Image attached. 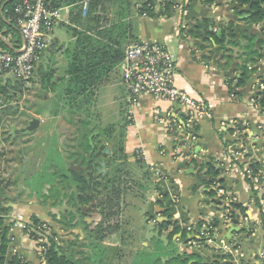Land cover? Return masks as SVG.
<instances>
[{"label": "crops", "instance_id": "obj_1", "mask_svg": "<svg viewBox=\"0 0 264 264\" xmlns=\"http://www.w3.org/2000/svg\"><path fill=\"white\" fill-rule=\"evenodd\" d=\"M58 2L57 9L61 12V21L55 25L52 33L51 44L56 45L50 49V57L53 53L56 54V50H61L62 53L71 47L75 42L76 32L86 31L89 26V0ZM130 2L126 9L117 3L98 6L96 15L103 18L100 29L109 26L114 14L126 10L128 15L125 20L130 24L132 43H164L169 49V45L176 41V50H169L177 61V86L201 98L207 107V112L199 118L196 128L198 142L193 148L188 142L177 140L175 134L169 133L164 124L155 120L154 111L157 108L162 115L178 117L179 109L176 106L168 102H156L151 97H142L137 105L131 106L122 78L123 61L94 89L96 94L104 86L116 85L120 89L114 101L117 102L121 122L114 125L123 126L129 122L125 127L124 137V150L129 157L127 163L131 162L138 167L143 173L142 179L146 180L156 193L153 197L155 203L149 202L155 215L150 219L147 218L149 214H145L147 222L153 224L157 233V236L152 238H159V223L167 221L163 216L164 210L160 207L164 195H168L172 201L177 197L173 222H177L180 227V232L174 237L177 255L182 258L180 261L186 264H256L264 232V191L255 190L252 179L247 174L248 168L254 167L253 164L246 165L231 160L229 151L236 144L238 124H248L249 136L258 137V143L263 141L264 111L256 108L253 99L258 82H264V58L257 60L253 65L257 71L251 75L247 85L237 88L234 84L231 92L228 80L239 75L238 68L244 62L242 51L234 47L230 48L228 53L217 52L216 47L209 45L206 49H199V41L187 35L181 38L180 31L183 28L186 31L192 30L197 22L207 20L215 26L219 36V31L222 33L223 28L232 23L240 32L246 31L256 35L258 41L263 42L260 53L264 55V22L255 26L247 25L243 22L247 16L237 15L231 0H219L213 4H206L204 0H192L186 12L182 13L179 7L169 16L156 18L140 16L139 1ZM115 19L119 18L115 16ZM57 30L65 31L69 36L62 45L56 36ZM0 38L12 49H17L12 43V36L3 37L0 33ZM63 46L66 47L61 49ZM10 79L18 81L7 75L0 79V86L8 89ZM8 118L10 116L6 117L4 122ZM262 155L260 152L258 156L263 160ZM209 161L215 163L219 177L208 186L212 179L207 175ZM257 166L263 167L262 164ZM142 182L137 186L144 188V193L149 192V187L143 186ZM212 191L215 194L211 195ZM142 197L144 198V194ZM226 201L243 207L245 213L232 209L230 204V212L235 214V218H232V214L227 216L224 205ZM8 206L12 208L8 217L14 223L9 234L12 240L10 256L18 255L28 264H47L39 253L37 242L31 239L24 229L30 224L32 216H37L43 223L49 222L42 214L37 213L32 203L23 208L24 205L20 201L14 200ZM99 216L101 221V214ZM118 218L119 215L111 222L118 228L108 234L103 242V264H124L120 261L123 257L122 246L105 245L107 238L120 232L121 224L117 221ZM209 227L217 233V239L213 244L200 242V232ZM171 231L173 226L163 231L161 237L167 238ZM148 242L146 239L141 243V249L131 250L127 256H132L125 264H132L141 251L154 250Z\"/></svg>", "mask_w": 264, "mask_h": 264}, {"label": "trees", "instance_id": "obj_2", "mask_svg": "<svg viewBox=\"0 0 264 264\" xmlns=\"http://www.w3.org/2000/svg\"><path fill=\"white\" fill-rule=\"evenodd\" d=\"M90 9L88 13L89 26L86 31H77L76 39L73 45L64 51L63 55L66 59V68L64 74L59 78L55 75V70L50 68L45 70L43 66V59L45 54L50 53V49H53L56 45L52 43L44 52L39 56V60L36 63L35 77L40 82L41 89L44 91H52L55 93L57 105L54 112V116H57L61 110V107H73L79 99L94 94V89L101 83H103L109 74L118 67L124 60L125 47L132 43L130 39L131 29L127 20V13L124 10L123 13L114 14V17L110 21L108 27L100 29L101 22L103 21L100 16L96 15V9L98 6L106 3H117L126 9L130 6L131 0H89ZM138 14L140 16L148 18L166 17L175 12L179 7L182 13L186 12L191 4L192 0H138ZM219 0H204L206 4H213ZM24 0H0V33L3 37L12 36L13 45L18 48L22 44V37L18 28V20L21 15L17 13V8L23 4ZM51 8H58V0H50ZM232 5L235 6V12L239 16H247L243 20L249 26L259 25L264 22V0H231ZM182 4V5H181ZM115 16L119 19H115ZM108 22V21H106ZM213 26L209 21L202 20L197 22L192 30L186 31L185 28L181 29L180 37L185 38V35L199 41V49H206V46L216 47L215 51L228 53L230 48H239L242 51V57L244 62L239 66V75L235 78L228 80V85L233 91V85L237 88H244L250 80L257 68L253 67L257 60L264 58L262 51L263 42L258 41L256 35L249 32H240L237 30L234 24H229L227 28H223L222 33L218 36ZM133 41V40H132ZM128 43V45H127ZM130 43V44H129ZM0 50L7 51L12 54L16 53V50L11 49L6 42L0 38ZM61 51V50H60ZM212 53V52H211ZM34 77V78H35ZM34 79H32V82ZM20 82V81H18ZM22 83V82H20ZM24 86V84L22 83ZM261 105H264V93L263 97L259 100ZM17 111L9 106V95L7 87L0 86V130L4 124L6 117H16ZM87 123H85L86 125ZM129 124L126 122L123 126L111 125L107 127L103 133H109L110 139H112L118 129H120V141L118 142L119 152L121 154L122 163H127L129 157L125 154L124 150V137L125 127ZM97 136V135H96ZM117 141V138L114 137ZM80 148L85 153L82 157L83 161H87L86 158L94 159L95 152L92 148L91 138H87L86 135L81 137ZM94 156V157H93ZM74 159L75 157H70ZM111 158L103 161L104 167H111L113 160ZM110 161V162H109ZM88 174L83 172L73 171L68 169V172H62L58 170L60 174V183H67L70 188L69 196L70 200L74 203L75 207L80 211V206L86 207V205L95 204L100 210L102 220L95 228L87 227V240L89 244L82 246V248H88L91 252L82 251L79 248L77 241H58L57 235L52 233L48 224L41 222L37 216L31 217L30 224L26 225L24 232L28 234L31 239L36 242L40 236L37 232L44 233L49 230L50 236L48 237L47 244H39L44 247V257L47 264H103L105 249L103 242L106 236L112 233L116 227L111 222L117 218L120 214L123 195L126 193L125 185L123 184V170H116L113 175L106 172L102 176V181L97 182L92 177V164L87 163ZM100 165V164H99ZM58 166V164H57ZM101 167V166H100ZM59 168V167H58ZM57 172L52 174H44L40 179V187L37 191L46 187V192L42 195L46 200H59L61 199V187L54 182L57 177ZM207 175L212 179L208 182V186L212 185L219 177V172L213 161H209L207 164ZM100 178V177H99ZM0 181V264H28L23 258L18 255L10 256V244L12 240L9 234L14 226V223L7 224V219L11 213L12 208L4 202L3 197L5 195V189L9 186V183L5 186ZM59 183V182H58ZM221 183V181H217ZM33 188V184H30ZM215 194L213 191L211 195ZM163 202L160 203V207L164 210L163 216L167 218V221L159 223V238H154L153 248L159 249L162 245L161 235L163 231H167L169 226H173V231L167 235V242L169 245L174 244V237L180 232V227L177 222H173V212L176 202H173L168 195H164ZM231 208L234 210L245 213V209L241 206L231 204ZM232 218H235V214L232 213ZM83 217V215H82ZM87 226V223H85ZM86 250V249H85ZM174 250L172 251V253ZM181 260V256L174 255L170 259L166 260L159 253L154 251L144 250L139 252L132 264H170L174 260Z\"/></svg>", "mask_w": 264, "mask_h": 264}, {"label": "rangeland", "instance_id": "obj_3", "mask_svg": "<svg viewBox=\"0 0 264 264\" xmlns=\"http://www.w3.org/2000/svg\"><path fill=\"white\" fill-rule=\"evenodd\" d=\"M56 36L61 45L69 38L65 31L59 30L56 31ZM176 44V41L170 44L169 49L176 50ZM64 47L66 46L61 49ZM55 53L51 57L50 53L45 54L43 66L45 70L50 68L55 70V75L59 78L64 74L66 59L59 50H56ZM34 77L32 78L34 81H30L29 87L25 84L23 86L22 83L13 79L8 82L9 106L18 113L16 117L8 118L0 130V181L3 182V186L9 183L5 189L3 200L6 204L14 200L20 201L24 205L23 208L32 203L37 213L42 214L49 222L48 226L51 232L57 235L58 241H77L79 247L81 246L80 250L89 252L88 248H82L84 244H89L86 229L87 227L93 229L98 225L100 210L95 207V204H91L86 205L88 208L80 206L83 214L80 213L70 200V188L67 183H60L61 173L58 170L61 169L65 173L68 172V169L75 171L83 161L81 156L85 154L79 144L81 137L86 135L87 138H92L97 135L96 137L100 141L95 143L96 148L98 149L100 142L105 144V148L110 152L108 158L112 157L113 164L107 168L100 167L98 162L103 157L100 153V155L95 154L97 156H93L94 159L86 158L87 161H83V165L91 162L92 177L97 182L102 181L101 175L106 172L113 175L117 169L124 170L121 174H123L122 180L126 193L123 195L121 211L117 219L121 224L120 232L107 238L105 245L122 246L123 259L121 258L120 261L125 264L132 256H127L128 253L131 250L141 249L143 241L147 239L150 246L154 244L152 237L157 233L153 224L147 222L145 214H149L147 218L155 215L153 209L150 208V203H155L153 197L156 193L152 186L142 179L143 173L136 165L131 162L122 163L118 146L120 129L114 135L117 141L113 139L114 137L110 139L108 132L103 133L107 127L121 122L118 105L114 101V97L119 94L120 89L116 85L104 86L98 90V94L94 93L92 96L79 99L73 107L64 109L61 107L59 114L54 116L57 105L55 93L42 90L38 78ZM33 118L42 123L36 131L26 134L15 132L18 129L26 128ZM85 123L87 124L85 125ZM108 158H105L104 161ZM73 161H75V169L71 168ZM54 172L58 173L54 182L60 184L59 186L63 189L62 196L56 201L46 200L42 196L46 192V187L44 186L40 192L37 189L40 187L41 176ZM99 174L101 175L98 176ZM140 182L143 186L149 187V192L144 193L145 189L137 186ZM30 184H33V188ZM10 219L8 217L7 224L13 223ZM161 240L160 248H155L152 251L159 253L166 260L178 254L175 243L169 245L166 237H161ZM170 264L186 263L177 259Z\"/></svg>", "mask_w": 264, "mask_h": 264}, {"label": "built area", "instance_id": "obj_4", "mask_svg": "<svg viewBox=\"0 0 264 264\" xmlns=\"http://www.w3.org/2000/svg\"><path fill=\"white\" fill-rule=\"evenodd\" d=\"M17 13L21 15L18 28L23 42L15 54L0 50V79L10 75L29 87L39 56L51 45L54 27L61 21V12L57 8H51L50 0H24L17 8ZM121 72L131 106L137 105L142 97L173 104L179 109L178 117L162 115L157 108L154 111L155 120L164 124L166 130L175 134L177 140L188 142L195 148L198 142L196 128L199 118L207 112V107L201 98L177 86V61L166 44L136 43L126 46ZM255 92L253 104L264 111V105L259 102L264 93L263 81L258 82ZM248 131V124L237 125V140L229 151V157L242 164H253L254 167H249L247 174L252 179L255 190L264 191V132L262 143H258L259 138H251ZM260 152L263 160L258 156ZM257 164H262L263 167L259 168ZM218 188L217 186L216 189ZM173 202H177V197L173 198ZM230 204L231 201L224 203L227 216L231 214ZM48 231L37 232L40 236L38 246L48 243ZM216 239L217 233L212 227L199 234L200 242L213 244ZM261 242L256 264H264V232ZM39 253L46 263L44 247L39 246Z\"/></svg>", "mask_w": 264, "mask_h": 264}, {"label": "flooded vegetation", "instance_id": "obj_5", "mask_svg": "<svg viewBox=\"0 0 264 264\" xmlns=\"http://www.w3.org/2000/svg\"><path fill=\"white\" fill-rule=\"evenodd\" d=\"M91 140H92V148H93V151L96 152V154H99V155L101 153L102 156H103L102 158H100V161L98 163L100 164L101 167H104L105 166V163L103 161H104L105 158H108L110 156V152L105 148V144H103L101 142H100V145L98 146V149L96 148V144L95 143L98 142V141H100V139L98 137L93 136L91 138ZM80 164H81V167L87 168V172H84L81 169L80 170H75V171H77V172H83V173L88 174L89 173L88 172V168H89L88 164L83 165L84 164L83 161H81Z\"/></svg>", "mask_w": 264, "mask_h": 264}, {"label": "water", "instance_id": "obj_6", "mask_svg": "<svg viewBox=\"0 0 264 264\" xmlns=\"http://www.w3.org/2000/svg\"><path fill=\"white\" fill-rule=\"evenodd\" d=\"M219 34H221V31H219ZM9 46V45H8ZM10 47V46H9ZM11 48V47H10ZM12 49V48H11ZM40 120L33 118L30 122L29 125L26 128L23 129H18L15 132L16 133H22V134H26V133H32L33 131H36L39 127H40ZM75 161L72 162L71 164V168L75 169ZM83 170L84 172H87V168L85 167H81V165L79 164V166L75 169V170Z\"/></svg>", "mask_w": 264, "mask_h": 264}]
</instances>
